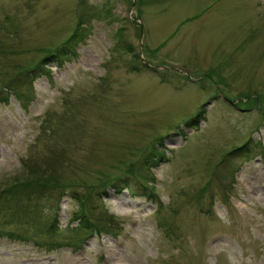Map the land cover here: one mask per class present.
<instances>
[{
	"label": "rangeland",
	"instance_id": "1",
	"mask_svg": "<svg viewBox=\"0 0 264 264\" xmlns=\"http://www.w3.org/2000/svg\"><path fill=\"white\" fill-rule=\"evenodd\" d=\"M0 264H264V0H0Z\"/></svg>",
	"mask_w": 264,
	"mask_h": 264
},
{
	"label": "trees",
	"instance_id": "2",
	"mask_svg": "<svg viewBox=\"0 0 264 264\" xmlns=\"http://www.w3.org/2000/svg\"><path fill=\"white\" fill-rule=\"evenodd\" d=\"M84 19L83 18H79L78 22L76 23L72 33L70 34V36L63 42V44L58 47L54 52L49 53L48 55H45V57L39 62V65L37 66L39 69L45 70L44 65L46 64V62L49 59H53L55 60V62L57 63H63L64 61H70L72 57L75 56V51L74 49L84 40V38L87 36V27H86V23L84 24ZM33 71V69H32ZM33 82V81H32ZM7 85L5 87V92L7 93V96H9L11 93H13V95L18 98L20 95L15 93L14 90L11 89V86L9 83L5 84ZM4 101L8 100V98L4 99ZM202 116V110L198 111L196 116L193 118L191 117V119L187 120L186 123H190L192 120H197L199 117ZM247 144L244 146H240L238 148H236L234 150V152H240L243 149L245 150ZM248 150L246 148L245 151ZM158 155H160V157L162 158L164 156V152L163 151H158ZM149 158H152V155H148ZM153 159L155 160L156 157H153ZM131 176V175H130ZM127 176V177H118L116 178V180L111 184V187H114V189H116V191L118 193L122 192L125 189H132V177H136L135 175L133 176ZM135 181L138 180L137 178H134ZM131 183V184H130ZM141 189L143 192L138 193V194H143L144 196H147L149 198H152L150 196H155V194L153 193V189L143 183L140 184ZM139 186V187H140ZM147 192V193H146ZM79 199V198H78ZM81 204V203H79ZM82 205V204H81ZM78 212L75 213L76 215V219L78 220V224L75 226L76 229H88L90 230V232L92 233V231H100V228H97L93 222L90 221L88 215L86 214L85 210L82 209V207L80 206L78 209ZM52 227H54V222H52ZM18 236V235H17Z\"/></svg>",
	"mask_w": 264,
	"mask_h": 264
}]
</instances>
